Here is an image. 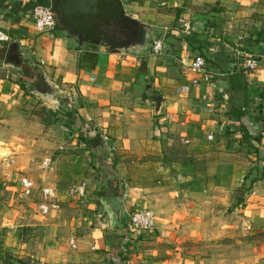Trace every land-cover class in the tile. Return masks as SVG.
I'll list each match as a JSON object with an SVG mask.
<instances>
[{
  "label": "crops",
  "instance_id": "0c3cea01",
  "mask_svg": "<svg viewBox=\"0 0 264 264\" xmlns=\"http://www.w3.org/2000/svg\"><path fill=\"white\" fill-rule=\"evenodd\" d=\"M27 2L0 5L1 68L29 84L44 73L76 114L63 116L72 124L46 120L27 110L34 105L16 81L0 76L2 249L22 253L24 219L69 210L76 244L83 233L92 249H102L94 264L97 256L122 264L105 235L126 233L128 214L142 206L154 213L155 231L129 234L155 233L148 264H264V0H123L129 16L154 27L162 51L152 53L151 43L119 53L96 48L93 68L77 67L89 47L60 26L37 31ZM12 41L21 47V69L4 64ZM248 53L261 58L254 70L241 65ZM194 54L203 56L210 82H190ZM107 195L122 196L119 225L99 202ZM20 196L36 209L27 214ZM37 242L55 246L50 236ZM74 257L57 261L87 259Z\"/></svg>",
  "mask_w": 264,
  "mask_h": 264
},
{
  "label": "water",
  "instance_id": "95a60500",
  "mask_svg": "<svg viewBox=\"0 0 264 264\" xmlns=\"http://www.w3.org/2000/svg\"><path fill=\"white\" fill-rule=\"evenodd\" d=\"M49 5L58 25L74 37L80 46L90 45L109 53H119L144 47L156 39L155 35L151 34L154 27L129 16L123 0H49ZM23 61L19 43L10 42L4 64L21 69ZM40 86H45L46 90L44 93L34 90L38 96L58 101L59 92L44 73L40 74L35 83V88ZM162 101L160 94L153 98L155 112ZM99 202L112 223L119 225L123 207L122 196H103Z\"/></svg>",
  "mask_w": 264,
  "mask_h": 264
},
{
  "label": "rangeland",
  "instance_id": "374dc122",
  "mask_svg": "<svg viewBox=\"0 0 264 264\" xmlns=\"http://www.w3.org/2000/svg\"><path fill=\"white\" fill-rule=\"evenodd\" d=\"M31 15V14H30ZM4 51L0 52V76H5L8 80L10 81H18L19 79V74L16 73V70L13 71V69H8V68H1L3 64V56H4ZM5 71V73L3 71ZM24 88H19L21 89V92L23 96H29L30 100H32V104L34 107L32 109L28 108L27 110H30L31 112L39 114L41 117H43L46 120H52V119H62L64 122L67 124H72V121L69 119L63 118V116H72L68 115L67 112L70 111L67 103V98L63 97V94L59 92V89L57 88L59 92L58 96V101L54 103L53 101H48L45 100L44 98L38 96L35 92H33L32 87L33 84H29V82H24ZM38 97V98H37ZM35 102V103H34ZM41 104V105H40ZM45 104V105H44ZM37 108V109H35ZM69 109V110H68ZM72 110V109H71ZM90 140H87V146L90 144ZM12 163V160H9ZM10 163V164H11ZM9 200L7 202L14 203L16 200V196L11 195L8 198ZM18 202L20 205H23L27 209V214L30 213L33 209H36L35 204H31V200L27 199V197H18L17 198ZM142 207V206H140ZM30 209V211H29ZM72 211L66 210L64 214L60 215L57 217L56 215L54 216H46L45 218L47 219H42L43 221L40 220V218H27L24 219L26 222H24V225H22V236L20 238V241L24 242L25 245L23 247L22 253H16L14 251H8L6 249H2L0 245V264H32L31 259L35 258V256L38 254L39 256H49L52 258L53 264H59L57 259L59 257H67L68 256H75L74 259L79 258H85L84 264H94L93 261V253L95 250L97 252H100L99 250L102 251V249H92L88 242H91L90 238L88 237V234H83L81 233V238L80 241L76 244L75 240L76 237L79 236V229L76 228V225H74V222L72 223ZM48 220L49 223L53 224V231L52 232H46L45 227H43V224H45L46 221ZM72 223V224H71ZM31 224H37L39 227L34 228L35 231H33L34 225ZM46 226V225H45ZM124 228V227H123ZM24 229L31 230L29 231H24ZM44 230V231H43ZM124 231V229H123ZM155 231V230H154ZM3 229H0V240L2 236ZM155 233L151 235L152 238H149L150 236L148 235H142V234H134V237L130 236L129 233H118L116 239H113V235L110 233H107L105 236L106 241L115 240L116 245H117V254L120 256V260L122 261V264H148L149 257L151 256V253H149L151 250V242L154 241V236ZM46 236H50L53 238V246L54 248L52 250H48L46 246L41 245L40 242H37V246L32 244L34 241H42L46 240ZM72 239H74L72 241ZM67 244L69 245V248H67ZM76 244V245H75ZM81 246V251L78 252L77 248L78 246ZM76 246V247H75ZM63 247V248H62ZM77 252V254H75ZM96 252V253H97ZM98 254V253H97ZM136 261L134 260V257ZM18 256H22L21 258L27 257L28 260L25 262L23 259H19ZM97 262L98 264H109L106 263L103 260L98 261V256ZM128 261H130L128 263ZM156 264H161V263H156Z\"/></svg>",
  "mask_w": 264,
  "mask_h": 264
},
{
  "label": "built area",
  "instance_id": "2783aa9c",
  "mask_svg": "<svg viewBox=\"0 0 264 264\" xmlns=\"http://www.w3.org/2000/svg\"><path fill=\"white\" fill-rule=\"evenodd\" d=\"M49 1V0H48ZM31 19L35 29L39 32H50L55 29L57 19L54 13L50 9V5L36 4L30 11ZM162 51V40L156 38L151 43V52L154 54H159ZM261 63V58L254 53L246 54L241 65L246 70H254ZM187 71L193 74L190 79L192 84H198L200 81L210 82V74L206 71V63L202 55L194 54L189 64L187 65ZM23 186L27 191L30 186L25 178L21 179ZM155 216L154 213L144 207H135L127 217L125 224V232H149L152 233L155 229Z\"/></svg>",
  "mask_w": 264,
  "mask_h": 264
},
{
  "label": "trees",
  "instance_id": "16d2710c",
  "mask_svg": "<svg viewBox=\"0 0 264 264\" xmlns=\"http://www.w3.org/2000/svg\"><path fill=\"white\" fill-rule=\"evenodd\" d=\"M4 0H0V5L3 4ZM49 1L48 0H28L27 4H24L25 7L24 9H32L36 4H42V5H48ZM56 27H59L58 23L56 22ZM55 27V28H56ZM89 49H85L80 56L77 58V67H88V68H93L96 63V57L97 53L95 52V47L88 45ZM37 80V79H36ZM34 80L33 82H35ZM17 84L20 88H24V80L23 78L17 81ZM68 115L71 114H76L75 110H70L67 112Z\"/></svg>",
  "mask_w": 264,
  "mask_h": 264
},
{
  "label": "flooded vegetation",
  "instance_id": "af4514ba",
  "mask_svg": "<svg viewBox=\"0 0 264 264\" xmlns=\"http://www.w3.org/2000/svg\"><path fill=\"white\" fill-rule=\"evenodd\" d=\"M36 81H37V80H36ZM36 81L32 83V84H33L32 90H36V91H39V92L44 93L45 90H46V87H45V86H40V87H38V88H35V83H36Z\"/></svg>",
  "mask_w": 264,
  "mask_h": 264
}]
</instances>
